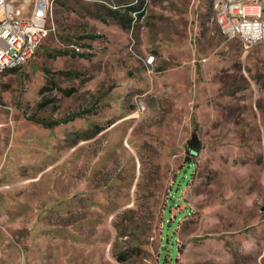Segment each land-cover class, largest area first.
Returning <instances> with one entry per match:
<instances>
[{
    "label": "rangeland",
    "instance_id": "rangeland-1",
    "mask_svg": "<svg viewBox=\"0 0 264 264\" xmlns=\"http://www.w3.org/2000/svg\"><path fill=\"white\" fill-rule=\"evenodd\" d=\"M52 1L0 76V264H264V45L226 38L213 0Z\"/></svg>",
    "mask_w": 264,
    "mask_h": 264
},
{
    "label": "built area",
    "instance_id": "built-area-1",
    "mask_svg": "<svg viewBox=\"0 0 264 264\" xmlns=\"http://www.w3.org/2000/svg\"><path fill=\"white\" fill-rule=\"evenodd\" d=\"M52 7V0H34L31 14L23 15L13 2L0 0V76L36 56L55 30L50 25ZM213 12L226 38L247 49L264 45V0H213Z\"/></svg>",
    "mask_w": 264,
    "mask_h": 264
},
{
    "label": "trees",
    "instance_id": "trees-1",
    "mask_svg": "<svg viewBox=\"0 0 264 264\" xmlns=\"http://www.w3.org/2000/svg\"><path fill=\"white\" fill-rule=\"evenodd\" d=\"M134 10H135L134 7H127L125 14H122L121 11L118 9L110 10V15L113 17V19L122 28L128 29L132 23V19L128 17V14ZM11 71L15 72V71H17V69H14ZM37 121L39 123H41L42 125H49V124H46L45 122H43L42 120H37ZM54 124H56V123H54ZM54 124H50L51 126H49V127L54 126ZM188 149L193 154H197L201 150L200 140H199L196 132L193 133L191 139L188 141ZM192 167H193V162H189L186 165L182 174H180L176 178V181L174 182V186H173V194L168 199L169 205L166 206V209L164 212L166 218L164 219V229L162 231L165 249H167V245L169 244V237L171 235H173L172 228L170 226V208H169V206H171L177 200V197L180 193L181 188L183 187L184 183L187 182L188 179L190 178V176L192 175V169H191ZM161 255H164L163 251L161 252Z\"/></svg>",
    "mask_w": 264,
    "mask_h": 264
}]
</instances>
